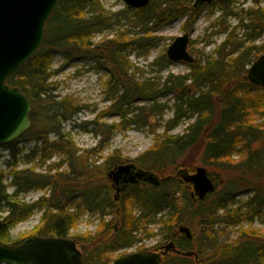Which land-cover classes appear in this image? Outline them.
<instances>
[{
    "label": "trees",
    "instance_id": "16d2710c",
    "mask_svg": "<svg viewBox=\"0 0 264 264\" xmlns=\"http://www.w3.org/2000/svg\"><path fill=\"white\" fill-rule=\"evenodd\" d=\"M183 1L152 0L146 9L127 8L126 11L112 13L106 11L101 0H60L47 24V35L40 51L7 80L10 86L18 87L32 102L33 125L38 123L41 127L40 135L34 140L41 143L42 147L34 149L27 156L22 155L24 150L18 147L22 139L3 147L10 151L7 176L14 191L8 194V186L5 185L7 176L0 165V242L9 245L23 242L28 236L13 242L10 231L28 220L36 211L43 214L41 226L34 233L35 236L69 237L84 207L100 214L104 226L102 231L106 232L105 245L96 247L90 256L84 253V264H106L103 259L108 252L129 248L140 243L142 238L152 237L153 233L148 230V226L155 222L158 214L168 209V221L163 229L166 239L173 241L182 251H193L195 235L192 240L186 236L178 239V233H175V229L183 222L184 208L194 210L191 214L193 217H204L202 223L210 230L205 232L202 241L196 242L198 254L207 251L209 264H264V244L256 243L259 237L244 232L241 238H246V241L239 247L218 249L215 230L217 225L252 223L264 209V125H257L254 121L256 115L264 117V89L252 85L245 75L252 64V54L256 51L258 55L264 52L255 45L264 36V11L255 7L243 10L245 16L240 17L239 27L249 31L246 41H239L235 35L236 28L231 32L226 31L227 38L215 49L216 58L204 65L201 62L199 65H192V72L188 76L171 75L163 88L150 79L139 81L136 75L140 69L130 61V54L142 51L146 55L158 46L163 37L153 33L168 19L169 14L171 17L188 16L185 31L192 28L199 16L201 6L195 8L193 5L194 8L190 10L183 5ZM217 2L221 5L223 16H239L234 12V0ZM247 19L250 23H245ZM124 20L136 27H143V34L133 35L132 31L125 30L118 33L116 38L108 40L107 37L102 42L95 43L98 34L122 25ZM246 42H251V45L246 46ZM57 53H62L70 63L95 60L101 66L109 68L111 76L107 83V99L113 102L111 110L122 119L120 128L123 129L134 123L148 125L150 116L163 115L168 106L162 105L160 99L175 92V116L168 121L164 134L156 136L153 147L148 151L150 163L143 161L142 157L136 160V164L148 171L161 172L166 164L205 140V162L225 166L230 174L236 175L233 180L230 177L228 179L229 192L212 205L208 204V200L214 193L197 201L185 197V202L179 206L176 196L181 185L169 179L160 186L135 188L127 204L126 197L121 203L115 202L111 198L112 188L109 186L100 188L95 184L81 185L82 181H88V177H85L86 173L75 175L73 159L77 151L73 145L68 144L69 141L61 139L64 137L62 125L77 115L79 109L68 98L58 103L55 99L49 100L52 92L50 82L56 75L53 65ZM122 84L124 88L120 87ZM192 89L194 92L191 93ZM40 100H44L42 107L39 106L43 112L41 117L36 109ZM139 102L146 105L135 107L131 111L133 104ZM132 114H135L134 117H130ZM188 115L195 117V121L188 128L187 134H171ZM52 132L60 138L57 142H50L48 139L47 136ZM58 151L67 154L71 162L69 173L53 174V171H58L60 164L51 165L45 174L37 172ZM235 156L240 160L232 161ZM37 158L38 162H34L36 164L30 168L18 167L21 160L32 163ZM106 160L104 171L127 162L120 155H111ZM74 176L77 192L69 186L71 182H65ZM104 178L109 180L106 174ZM240 187L254 188L255 198L248 202V206L255 205L252 210H245L244 206L235 208ZM48 188L51 191L48 197L44 196L36 202L27 203L18 199L21 194ZM75 196L81 201L71 211L70 204L76 199ZM114 211L120 221L117 230L104 220V216ZM5 212L7 215L2 216ZM191 230L193 231L192 227ZM82 241L92 242L89 239ZM211 249L218 251L208 253ZM168 264L196 263L187 257L176 256Z\"/></svg>",
    "mask_w": 264,
    "mask_h": 264
},
{
    "label": "rangeland",
    "instance_id": "374dc122",
    "mask_svg": "<svg viewBox=\"0 0 264 264\" xmlns=\"http://www.w3.org/2000/svg\"><path fill=\"white\" fill-rule=\"evenodd\" d=\"M196 1L197 0H184L183 5H186V7L191 10L194 8L193 5ZM101 2L106 11L112 13L126 11V9L129 8L124 0H101ZM233 7L234 12L238 13L239 16H223L221 5L218 2L203 6L199 16H197L189 31L184 30V25L188 16L171 17V14H169L168 19L166 18L161 27L153 33V35L163 37V40L158 46L151 49L146 55H144L142 51H135L130 54V61L140 69V72L136 75V79L139 81L150 79L155 84H158L160 88H163L166 80L171 75L175 77L188 76L192 72V64L169 61L167 56V52L175 39L184 34L190 35L189 52L196 59L193 65H199V62L204 65L216 58L215 49L224 42L228 32H231L234 28H236L235 35L238 37L239 41H246V35L249 31L243 27H239L241 24L240 17L245 16L243 10L247 11L255 7L264 11V0H234ZM245 23H250V20H245ZM125 30L132 31V33H134L133 35L140 36L143 34V27H136L132 23L124 20L122 25L114 26L112 29L98 34L95 43L102 42L107 37L108 40L116 38L118 33ZM246 43V46L249 44L251 45V42ZM255 45H258L264 50V36L258 39ZM263 54L264 52L259 55L257 51L254 52L251 56L252 63ZM53 70L56 71V75L50 82L52 85V92L51 99L49 100L52 101L55 99L58 103L68 98L74 102L75 107L79 109L77 115L62 125L61 132L64 137L61 139H64L65 142L69 141L70 143L68 142V144L73 145L77 151L73 159V164L76 169L75 175L86 173L85 177H88V181H82L80 183L81 185L86 186L88 184H95L100 188L104 186H109L111 188L112 181H110V179L105 180L104 178V175H108V172L115 167L104 171L106 165L105 161L111 155L122 156V158L127 161L126 163H136V160L142 157H144L143 161H147L146 163L148 164L150 163L151 157L147 154L148 151L153 147L156 136L164 134L168 121L172 120L175 116V92H170L160 99L162 105L168 106V109L163 115L150 116V124L148 125L134 123L130 124L127 129H123L120 128L122 119L111 110L113 102L107 99V83L111 76L109 68L101 66L95 60H77L70 63L67 62L66 57L62 53H57L54 59ZM245 75H247V73ZM120 87L124 88V85L122 84ZM192 92H194V89H192L191 93ZM42 101L44 100H40L36 107L39 117L43 115L42 110L39 108V106L42 107V104H44ZM144 105L146 104L141 102L133 104L131 111H133L135 107ZM134 115L135 114H132L130 117H134ZM194 121L195 117L193 116L188 115L184 117L178 126L171 131V134L178 136L186 135L188 128ZM254 121L257 125H264V117L261 115H256ZM40 128L38 123L35 126L33 125L21 138L22 140L18 147L24 150L22 155L27 156L34 149L42 147L41 143L34 140L36 136L40 135ZM47 137L50 142H57L58 139H60L54 132L50 133ZM205 150L206 141L204 140L198 146L189 149L174 161L166 164L161 172L150 170L161 180L170 177L181 185L176 196L179 206L183 205L185 197H191L192 199H195V197L197 198L196 195L193 197V185L182 181L180 175L181 170H188L190 173L195 172L200 167H204L208 170L209 175L217 186L216 191L208 200V204L212 205L219 197L229 192V187L227 186L229 182L228 179L230 177L231 180H233L236 175L230 174V172L224 168L225 166L206 163L204 160ZM9 155L10 151L8 149L0 147V165L6 176L10 169L7 166ZM239 160L240 158L235 156L232 161L237 162ZM34 162H38V158L36 160L34 159L32 163H26L24 160H21L18 167L20 169L30 168L36 164ZM53 164L61 165L58 171H53V174H68L71 168V162L67 154L64 151H58L49 161H46L42 167H39L37 172L45 174L48 168ZM66 179L67 177H65L64 180ZM65 182H71L69 186L74 188L73 191L77 192V190H75V186L77 185L75 176L71 177V180ZM10 183L11 180L7 176L5 185L8 186V194H12L14 191V187L10 186ZM141 187L144 188L145 186L142 185ZM50 192V188L46 190H32L26 194H21L18 199L23 202L33 203L44 196L48 197ZM255 194L254 188L240 187L236 198L238 203L235 208L244 206L245 210H252L255 205L248 206V202L255 198ZM114 195L115 193L112 190V199ZM80 201V198L76 197L73 203L70 204L71 211L76 208V204L80 203ZM193 211L183 208V222L178 225V229H175V233H178V239L185 236V234L179 232L180 226L192 227L193 238L195 235L196 242L202 241L203 235H206L205 232L210 231L208 226L202 223L204 217L196 215L193 217V215H191ZM42 214L41 211H36L28 220L15 226L10 231L11 240L13 242H18L25 236L34 235L39 226H41ZM134 214L137 215V212H134ZM168 214V209L163 210L157 215L155 222L148 226V230L153 233L152 237L142 238L143 240H141L140 243H136L135 246L128 251L121 252L115 250L108 252L104 255L103 261L106 264H112L116 257L120 256L122 253L134 252L140 250V248H142V250L151 251L157 248V250L161 249L162 252L160 253L163 258L162 264H168L174 257L180 256L173 249L165 253V247L168 245L169 241L166 239L163 229L168 221ZM219 214H222V212ZM6 215L7 212L2 213V216ZM105 223H109L113 228L119 225L120 221L115 211L106 217ZM102 226V220H100L97 213L82 207L81 216L76 226L71 230L69 237L74 238L78 242L79 247L84 246V253L90 256L96 247H101L102 244L105 245L104 239L106 237V232L102 231L104 227ZM215 230L217 231L218 249H223V247L227 246L233 248L239 247L246 241V238H241L244 232H249L259 237L256 243L264 244V209L261 215L257 216L252 223L242 222L235 226L217 225L215 226ZM138 237H140L139 234ZM82 239H89L92 242L85 243ZM196 242L193 250L196 252L197 257L195 255L194 257L188 258L192 259L196 264H209L210 261L207 259L208 255H206L207 251L205 250L201 252V254H198L197 252L199 249L197 248L198 245ZM218 249H211L208 253L217 252Z\"/></svg>",
    "mask_w": 264,
    "mask_h": 264
},
{
    "label": "water",
    "instance_id": "95a60500",
    "mask_svg": "<svg viewBox=\"0 0 264 264\" xmlns=\"http://www.w3.org/2000/svg\"><path fill=\"white\" fill-rule=\"evenodd\" d=\"M59 1L0 0V146L21 138L33 125L32 102L18 87L10 86L7 79L40 51L47 23ZM124 1L130 8L139 10L151 3V0ZM215 1L218 0H197L194 7ZM189 43V34L177 37L167 52L168 59L193 64L196 59L188 51ZM247 80L264 88V54L250 67ZM180 175L182 181L193 185V197L196 195L199 200L216 190L214 180L204 167L198 168L194 174L181 170ZM109 178L115 186L123 181L137 184L142 179L157 186L161 183L154 173L138 170L134 164L117 166L109 172ZM117 191L120 192V188ZM179 232L193 239L189 227L180 226ZM171 249L185 257L196 255L194 251L177 250L173 242L166 245L165 253ZM162 260L161 253L140 251L125 254L113 264H161ZM0 264H84V261L76 241L70 238L30 236L19 245L0 242Z\"/></svg>",
    "mask_w": 264,
    "mask_h": 264
},
{
    "label": "flooded vegetation",
    "instance_id": "af4514ba",
    "mask_svg": "<svg viewBox=\"0 0 264 264\" xmlns=\"http://www.w3.org/2000/svg\"><path fill=\"white\" fill-rule=\"evenodd\" d=\"M105 162H107V160L105 161ZM136 166H137V169L138 170H143V169H141V167H139V165L138 164H136V163H134ZM116 166H118V165H116ZM116 166L114 167V168H116ZM113 168V169H114ZM112 169V170H113ZM144 171H147V170H144ZM135 172V171H134ZM133 172V173H134ZM147 172H150V171H147ZM127 179H129V178H127ZM179 182H180V180H179ZM145 186V187H152V186H154L153 184H151L149 181H146V180H139V182L137 183V184H132V183H126V182H122L119 186H115L114 185V183L112 182V185H111V188H112V190L114 191V193H115V195H114V198H113V200L115 201V202H117V203H121V201H122V199L123 198H125V199H127L126 200V203L127 204H129V200H130V197H132V191L133 190H135V188H137V187H141V186ZM120 188V192H118L117 190ZM120 213V210L118 209L117 210V214H119ZM99 216H100V214H98ZM107 216H109V215H106V216H104V219L106 220V217ZM116 228V230L118 229V226H116L115 227ZM135 246V244L134 245H132L131 247H129V248H124V249H121L120 251L121 252H125V251H128L129 249H132L133 247ZM177 246V245H176ZM178 247V246H177ZM158 249V248H157ZM157 249H155V250H152L153 252H162V250L160 249V250H157ZM146 251H151V250H146Z\"/></svg>",
    "mask_w": 264,
    "mask_h": 264
}]
</instances>
